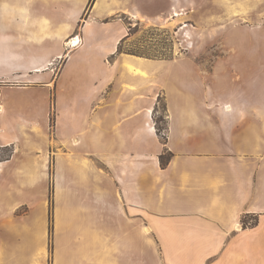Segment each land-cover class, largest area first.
<instances>
[{
  "label": "crops",
  "instance_id": "obj_1",
  "mask_svg": "<svg viewBox=\"0 0 264 264\" xmlns=\"http://www.w3.org/2000/svg\"><path fill=\"white\" fill-rule=\"evenodd\" d=\"M38 2L65 3L54 13L72 23L57 34L48 60L43 27L28 23L45 16L33 10ZM0 3V146L15 149L0 166V264H264L262 77L254 85L252 63L240 60H227L222 71L217 59L179 58L166 62L157 80L162 64L118 55L130 31L122 18L158 24L177 12L184 15L180 32L201 44L199 21L190 24L194 30L185 27L197 0ZM75 3L82 4L77 11ZM80 26L69 57L80 71L73 88L50 90L47 107L13 102L12 93L39 90V75L61 59V41L73 40L68 33ZM35 45L40 52L30 55ZM227 74L230 81H222ZM159 97L164 138L154 122ZM50 134L52 217L44 140ZM244 217L258 218L257 225L244 228Z\"/></svg>",
  "mask_w": 264,
  "mask_h": 264
},
{
  "label": "rangeland",
  "instance_id": "obj_2",
  "mask_svg": "<svg viewBox=\"0 0 264 264\" xmlns=\"http://www.w3.org/2000/svg\"><path fill=\"white\" fill-rule=\"evenodd\" d=\"M197 3H199V5L192 18L190 20L188 19L187 22H185V19L183 21L187 23L185 27H188L187 30L189 31L190 29L194 30L190 24H192L194 28L196 26L199 27L193 19L196 18L199 21L202 30H200L201 35L198 40L201 44H197L196 35H194L195 38H193L191 34H187L190 39L188 42L193 43V47L186 49V32H180L181 26H177L182 19V17H176V14H178L177 12L170 19H165L164 22L162 21L158 24H154L153 22H140L138 25L136 22L129 23V21L122 18L124 22H128L127 24L130 31L128 39L120 46L118 55L137 57L135 60L141 63L147 60L162 64L160 67H157L155 71L157 80L164 78L165 69L167 68L165 65L166 62L174 61L179 58H193L195 60L217 59L220 63V67L218 66V68L222 71L228 68L226 61L229 59L240 60L243 61L242 63L244 64L252 63L254 85L257 84L255 81L260 76L262 77V81H264V0H197ZM64 4L65 3L58 2L34 3L33 10H42L41 13H44L45 16L28 18V23L31 25L30 28L36 27L38 24L43 27L46 60L51 57V51L55 50L58 46L55 40L57 34L64 29V25L67 24L68 27L72 24L70 18L54 13V10L60 9ZM184 4L185 7H188L190 10L193 9L190 3L186 2ZM81 5V3H75L74 9L77 11ZM92 5L93 2L90 3L87 11L83 14L81 24L87 20ZM238 7L248 9L249 15H231L229 9ZM192 11L195 10L193 9ZM190 12L186 11V13ZM190 15L189 17H191ZM166 16L168 17L169 15ZM17 24L19 23L17 19H15L14 25ZM183 27L184 26L181 28ZM80 33L81 26L78 27L76 31L68 33L67 38L79 37ZM14 36H17L15 30ZM64 42H66V39L60 43L61 59L55 60L51 66L44 68V70L47 69V71H42L43 73L39 75V81L37 83L34 82L36 84L33 89L39 90H31L23 92L22 94L12 93L11 99L13 102L16 100L21 101L27 108L33 106L37 107L39 104L44 105V103L47 107L48 102L46 97L50 90L54 94V92H58L59 90L67 92L73 88L74 81L78 76L77 73L80 71L76 72L77 69H74V67L70 68L69 63L72 60L69 61L72 52L71 41L65 44ZM38 52H40V45L32 46L29 49L30 55ZM66 54L67 56L64 58ZM76 59L77 57L75 56L73 63L76 62ZM109 62L111 63L112 61L110 60ZM171 68L175 69L176 66ZM208 68L211 69L212 67L209 66ZM30 75L35 74L30 73ZM229 77L230 74L222 75L221 80L227 82ZM49 83H51V85H48ZM12 84L13 83H8V85ZM262 85L264 88V82H262ZM155 91L156 93H160L159 87H157ZM165 108L164 99L159 97L158 105L154 113V122L157 130L166 125ZM15 118L16 117H14V122ZM50 118V128L52 129V116ZM164 132L165 129L160 133L163 138ZM44 140L46 143L45 155L50 171V183L47 194L48 207H50V217H52L53 136L50 134L46 136ZM14 152L15 149L13 146H0V166L2 163L9 161L13 157ZM20 213H23V211ZM243 219H245L242 220L244 228L254 227L258 223V218L256 217H244ZM148 236H151V234H148Z\"/></svg>",
  "mask_w": 264,
  "mask_h": 264
},
{
  "label": "bare ground",
  "instance_id": "obj_3",
  "mask_svg": "<svg viewBox=\"0 0 264 264\" xmlns=\"http://www.w3.org/2000/svg\"><path fill=\"white\" fill-rule=\"evenodd\" d=\"M184 15L181 14H176V17H183ZM71 42V47H76L80 44V39L79 38H74L73 40H70ZM69 43V42H68ZM128 69L131 73H134V75H140L142 72L140 70H137L133 66H128ZM144 74V73H143Z\"/></svg>",
  "mask_w": 264,
  "mask_h": 264
},
{
  "label": "trees",
  "instance_id": "obj_4",
  "mask_svg": "<svg viewBox=\"0 0 264 264\" xmlns=\"http://www.w3.org/2000/svg\"><path fill=\"white\" fill-rule=\"evenodd\" d=\"M119 52H120V47H119L118 53H119ZM164 129H165V126H164L163 128H158V134H160L161 131L164 130ZM170 155H171L170 153H169V154H168V153L164 154V155L161 157L162 163L165 164L166 160L170 158ZM245 219H246V218H245ZM245 219H243V220H245Z\"/></svg>",
  "mask_w": 264,
  "mask_h": 264
},
{
  "label": "built area",
  "instance_id": "obj_5",
  "mask_svg": "<svg viewBox=\"0 0 264 264\" xmlns=\"http://www.w3.org/2000/svg\"><path fill=\"white\" fill-rule=\"evenodd\" d=\"M185 36L188 38L187 34ZM187 38H185L186 39L185 41H187L186 42V49H189V48H192L193 47V43L188 42V40H190V39L189 38L187 39Z\"/></svg>",
  "mask_w": 264,
  "mask_h": 264
}]
</instances>
